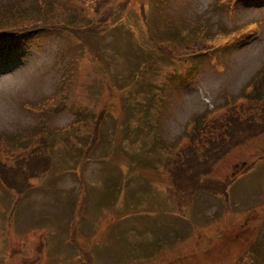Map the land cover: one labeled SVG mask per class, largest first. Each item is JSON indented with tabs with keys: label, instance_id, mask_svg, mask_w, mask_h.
<instances>
[{
	"label": "rangeland",
	"instance_id": "1",
	"mask_svg": "<svg viewBox=\"0 0 264 264\" xmlns=\"http://www.w3.org/2000/svg\"><path fill=\"white\" fill-rule=\"evenodd\" d=\"M38 1L0 0V27L5 9L17 13L11 26L29 23ZM84 5L60 0L45 10L95 31L46 30L14 44L0 36V159L28 156L44 136L33 155L51 156L47 171L17 177L30 183L21 192L0 179V264H258L264 131L236 137L216 160L217 178L229 179L257 160L225 199L173 182L167 159L193 124L244 101L243 86L264 67V2L109 0L116 12L103 23ZM188 20L207 47L185 56L191 66L159 51L195 42L179 23Z\"/></svg>",
	"mask_w": 264,
	"mask_h": 264
},
{
	"label": "trees",
	"instance_id": "2",
	"mask_svg": "<svg viewBox=\"0 0 264 264\" xmlns=\"http://www.w3.org/2000/svg\"><path fill=\"white\" fill-rule=\"evenodd\" d=\"M82 5L88 6L91 5V8L95 6V11L96 15L98 16V19H101L99 23H103V20L105 18L108 20H112L114 13L116 12L115 9L109 8V5L107 3L109 0H78ZM59 3V0H43L42 2L38 1L37 8L38 11L45 12L46 7H50L52 4H57ZM126 2H121V7ZM107 11L110 12L108 15ZM50 13V11H49ZM59 16H63L62 13H57ZM108 15V16H107ZM58 16L53 15L52 17L50 16L49 19L41 20L37 16H33L31 18V21L27 23L26 25H18L17 27H10V28H3L4 31L0 32V36L4 38V41H7L8 38H12L15 36L18 37H26L28 35L32 34H37L41 33L43 31L49 30L53 28H57L59 22L63 21L61 18H57ZM66 18V17H65ZM180 17L174 16L173 19L174 21ZM184 18V17H181ZM191 21L187 22H179L183 26H191L193 33L190 34L191 38H195L196 41L199 43V41H205L203 33L199 32L198 30H195L192 26ZM170 23V22H169ZM89 25H79L76 23L68 24V30L66 31H71L74 32L75 34H80L83 35V33L87 32L88 30H97V29H89ZM77 28H81L82 31H78ZM190 28V29H191ZM174 29H177L180 31H185L186 36L188 35V30L183 29L182 26L179 25H174ZM190 33H192L190 31ZM173 37H179L180 35L177 34V31L174 33H170ZM158 38L164 39L166 37H169L168 35H163L160 34L157 36ZM184 35H181V38H183ZM194 43V42H193ZM192 42H189L188 44H173L171 49L168 50H162L159 47V51L163 54H165L168 57L174 56L173 61L176 63H181V62H187L186 57L181 54H178V51L181 53H186L190 46L193 45ZM204 44V43H202ZM159 46V44H158ZM177 48L179 50H177ZM164 56V55H163ZM145 64H142V66H145ZM264 67L261 69V71L257 72L254 74V77L252 79V82L247 86V88L243 91V98L244 101H241L242 104L234 103L229 107L228 112L224 113L223 118H220L218 121H210L209 119H204L202 120L199 124H193L191 127V131L187 133V136L184 138L186 140L185 144L183 146H180V151L178 152V158L181 156L182 151H189L191 146L196 143V140H199L198 137L199 135L204 137V134H208L209 131V136L208 139L212 140V144L216 145L217 149L224 150L229 147H231L230 143L233 139H236L238 137V142L244 140L247 137L250 136H256L262 133L264 131V112H263V107H264ZM261 102V104H260ZM227 107V108H228ZM226 108V109H227ZM101 120V119H99ZM99 120L95 123V125H98ZM194 123V122H193ZM191 124V122H190ZM189 124V126H190ZM45 146L42 145H37L35 148L31 151L28 152L26 157H15L14 160L10 161H4L0 159V179L4 181L5 185L10 188H14V190H20L23 188H26L30 186V183L24 181V180H18L20 179H28L31 177L33 174L37 173L39 171H47L50 167L51 164V156L50 153H43L38 156H34L33 154H36L37 152L41 151V148H45L47 146V141L48 138L44 136L41 140ZM236 143V142H235ZM49 146V145H48ZM203 154V152H201ZM199 154L197 157H194L190 160L191 163H197L199 160ZM197 160V161H196ZM178 161V160H177ZM177 161H174L173 163L175 164V169H173V173L175 175L176 173V168H177ZM186 163L188 166V162H182ZM208 164H211L207 162ZM206 166V165H205ZM170 171V173L172 172ZM205 171H197L195 172L196 177L201 176ZM18 177V178H17ZM185 186L191 187L194 190H199L202 188H207L206 186H202L199 184H186ZM217 194H224V192L219 191ZM257 258H262V261L256 262L258 264H263L264 258L262 253H257L256 254ZM252 262V261H251ZM250 262V263H251Z\"/></svg>",
	"mask_w": 264,
	"mask_h": 264
}]
</instances>
